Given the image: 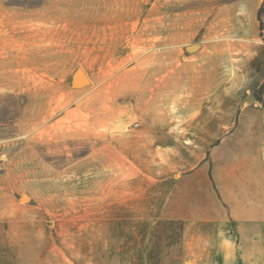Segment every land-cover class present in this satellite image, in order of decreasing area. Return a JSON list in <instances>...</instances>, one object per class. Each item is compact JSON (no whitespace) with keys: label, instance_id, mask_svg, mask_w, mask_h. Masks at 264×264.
Listing matches in <instances>:
<instances>
[{"label":"rangeland","instance_id":"374dc122","mask_svg":"<svg viewBox=\"0 0 264 264\" xmlns=\"http://www.w3.org/2000/svg\"><path fill=\"white\" fill-rule=\"evenodd\" d=\"M252 125L264 0H0V264H264Z\"/></svg>","mask_w":264,"mask_h":264},{"label":"crops","instance_id":"0c3cea01","mask_svg":"<svg viewBox=\"0 0 264 264\" xmlns=\"http://www.w3.org/2000/svg\"><path fill=\"white\" fill-rule=\"evenodd\" d=\"M207 58V56H205V52L202 51H195L193 53H186L184 59L186 60H180L178 61L177 64V68H176V79L181 80V82L183 84L186 83V85L183 86V90L188 91H182V93L180 94V98L182 97H187L189 99L192 97H196L199 96L198 94L195 93L196 90H203V91H207V100L208 102L202 106V108L200 110H198L197 112H193L191 114L192 118L195 117L196 114H203V120H213L215 121V110L214 112H210V107L212 106V109H214L215 106V100H214V96L209 94V91L211 90V92L213 90H216L217 86L215 85L216 81H215V75H214V62L210 63L208 62V60L204 59ZM208 62V63H207ZM196 70H198V72L201 74L200 77L201 78H197L195 76ZM220 85V84H219ZM218 88L220 89L221 86ZM229 90L228 93H225L226 95H228V97L231 96L230 94V90L231 88L228 87L227 88ZM192 92H194V94H192ZM224 94V95H225ZM204 97V96H203ZM225 98V97H224ZM184 106V105H183ZM201 107V105H200ZM204 107L207 108V112H204L205 110L203 109ZM205 113V114H204ZM227 113V112H226ZM224 113V114H226ZM223 114V113H222ZM230 116V113H227ZM211 115L213 118H211ZM190 118H186V120H188ZM254 119L251 121L253 122ZM263 124V121H262ZM254 127H258L259 130H254L257 131V135L253 136V128ZM264 127V126H263ZM247 135L248 138L250 139L249 142V146L252 147L253 149H255V152H249L250 155H248V157H246V163L252 164L255 163L257 165V167L261 168L263 170L264 173V128L261 129L258 125H252V127L247 131ZM255 138V139H253ZM254 140V141H253ZM250 149V148H249ZM251 151V149H250ZM264 175V174H263ZM225 175L220 177H224ZM230 178V176H228ZM220 179V178H219ZM217 180V179H216ZM226 177H224V183L223 185L227 184V181L225 182ZM220 184V183H219ZM262 193H257L256 195H261Z\"/></svg>","mask_w":264,"mask_h":264},{"label":"water","instance_id":"95a60500","mask_svg":"<svg viewBox=\"0 0 264 264\" xmlns=\"http://www.w3.org/2000/svg\"><path fill=\"white\" fill-rule=\"evenodd\" d=\"M192 46H198V45H190V46H188V49H191ZM80 71H81V69L77 68L76 71L74 72V74L72 76V83H71L72 87H76L77 88V87H80L82 85V83L81 82L79 83V81L77 82L76 78H75V75L77 73H79Z\"/></svg>","mask_w":264,"mask_h":264},{"label":"bare ground","instance_id":"6f19581e","mask_svg":"<svg viewBox=\"0 0 264 264\" xmlns=\"http://www.w3.org/2000/svg\"><path fill=\"white\" fill-rule=\"evenodd\" d=\"M191 49H192V47H191ZM75 78H76V81L78 82H81L82 84H83V82L81 81V80H78V78H77V74H76V76H75Z\"/></svg>","mask_w":264,"mask_h":264}]
</instances>
